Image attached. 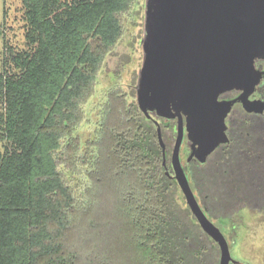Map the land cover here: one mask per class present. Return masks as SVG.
<instances>
[{"label":"trees","instance_id":"trees-1","mask_svg":"<svg viewBox=\"0 0 264 264\" xmlns=\"http://www.w3.org/2000/svg\"><path fill=\"white\" fill-rule=\"evenodd\" d=\"M21 2L27 48L0 70V264H219L137 94L110 89L94 139L74 135L133 0ZM232 123L186 172L213 223L264 209V152L248 120Z\"/></svg>","mask_w":264,"mask_h":264},{"label":"water","instance_id":"water-1","mask_svg":"<svg viewBox=\"0 0 264 264\" xmlns=\"http://www.w3.org/2000/svg\"><path fill=\"white\" fill-rule=\"evenodd\" d=\"M142 51L136 85L140 110L146 117H177L173 177L199 225L218 243L219 264L234 263L226 237L199 205L179 155L184 132L191 147L186 162L194 157L203 163L228 142L225 117L232 101L219 100L222 91L241 87L239 99L252 109L246 97L260 74L254 59L264 57V0H146Z\"/></svg>","mask_w":264,"mask_h":264},{"label":"rangeland","instance_id":"rangeland-1","mask_svg":"<svg viewBox=\"0 0 264 264\" xmlns=\"http://www.w3.org/2000/svg\"><path fill=\"white\" fill-rule=\"evenodd\" d=\"M146 0H133L129 9L119 17L122 35L113 50L105 55L97 75L95 92L84 106L85 118L74 131V135L86 141L93 140L97 128L101 105L105 103L110 89H119L129 101L135 99L139 71L143 64L142 40L145 25ZM24 8L21 0H0V70L2 60L6 59V68L12 71L9 48L20 51L27 48L25 40ZM2 51L4 52L2 54ZM3 55V57H2ZM2 102L0 100V109ZM163 122V141L166 145L167 163L171 166V154L177 135V121L157 118ZM2 143L0 141V149ZM180 161L187 172L188 148L180 147ZM189 181L191 180L188 175ZM214 223L225 235L231 257L235 262L229 264H264V209L261 211L243 208L231 220Z\"/></svg>","mask_w":264,"mask_h":264},{"label":"flooded vegetation","instance_id":"flooded-vegetation-1","mask_svg":"<svg viewBox=\"0 0 264 264\" xmlns=\"http://www.w3.org/2000/svg\"><path fill=\"white\" fill-rule=\"evenodd\" d=\"M254 67L256 70L259 71V78L258 81L255 83L251 91L248 93L246 99H247V104L251 110H247L242 101L239 99V96L241 93H243V89L238 86H233L232 88L226 89L222 91L218 95L219 100H225V101H232L231 108L229 112L227 113L225 117V124H226V135L229 136V130L230 127L233 126L231 125V121L233 120V123L239 122L241 120H248L249 127L251 130V133L253 135V138L251 139V143L255 148L260 144L262 147V152H264V57H258L254 59ZM157 119V118H156ZM177 121V117L171 119ZM183 120H185V117L183 116ZM159 121V119H158ZM185 122V121H184ZM228 142H229V137H228ZM226 142V143H228ZM185 144L188 148V153L189 155L191 154V147L190 144H188L187 141V135L186 132H184V136L182 139V144ZM223 144V143H222ZM221 146V144L219 145ZM217 146L205 159L207 158L219 147ZM205 161L203 163H205ZM193 162L199 163V161L192 157L187 163V166L192 167L191 165ZM260 167H264V158L263 161L261 162ZM184 168V167H183ZM172 170V176L174 175L173 169ZM185 170V169H184ZM186 172V171H185ZM187 173L188 169H187ZM194 193V191H193ZM195 195V193H194ZM196 197V196H195ZM197 199V198H196ZM198 201V200H197ZM249 209V208H248ZM206 213V212H205ZM207 215V213H206ZM208 216V215H207Z\"/></svg>","mask_w":264,"mask_h":264}]
</instances>
